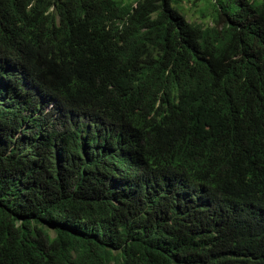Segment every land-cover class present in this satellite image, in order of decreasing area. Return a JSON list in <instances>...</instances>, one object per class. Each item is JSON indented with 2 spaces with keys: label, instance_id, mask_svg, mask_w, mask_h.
Masks as SVG:
<instances>
[{
  "label": "trees",
  "instance_id": "1",
  "mask_svg": "<svg viewBox=\"0 0 264 264\" xmlns=\"http://www.w3.org/2000/svg\"><path fill=\"white\" fill-rule=\"evenodd\" d=\"M0 264H264V0H0Z\"/></svg>",
  "mask_w": 264,
  "mask_h": 264
},
{
  "label": "rangeland",
  "instance_id": "2",
  "mask_svg": "<svg viewBox=\"0 0 264 264\" xmlns=\"http://www.w3.org/2000/svg\"><path fill=\"white\" fill-rule=\"evenodd\" d=\"M122 2H124V4H129L131 3L133 0H120ZM183 7L185 8V13L187 14V17L191 20V21H195L197 23H204V24H210L209 19H201L200 18V10L198 9H194L191 4L187 1H183L182 2Z\"/></svg>",
  "mask_w": 264,
  "mask_h": 264
}]
</instances>
